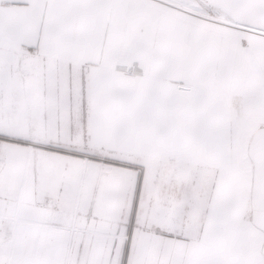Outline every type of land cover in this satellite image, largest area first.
I'll list each match as a JSON object with an SVG mask.
<instances>
[{
  "label": "snow or ice",
  "instance_id": "6c2138e0",
  "mask_svg": "<svg viewBox=\"0 0 264 264\" xmlns=\"http://www.w3.org/2000/svg\"><path fill=\"white\" fill-rule=\"evenodd\" d=\"M0 264H264V0H0Z\"/></svg>",
  "mask_w": 264,
  "mask_h": 264
}]
</instances>
